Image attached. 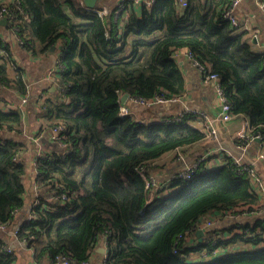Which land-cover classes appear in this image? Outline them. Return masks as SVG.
<instances>
[{"label":"trees","instance_id":"trees-1","mask_svg":"<svg viewBox=\"0 0 264 264\" xmlns=\"http://www.w3.org/2000/svg\"><path fill=\"white\" fill-rule=\"evenodd\" d=\"M19 1L23 13L15 26L22 46L34 44L27 30L43 51L61 45L57 96L40 108L49 118L47 129L58 121L65 125L60 135L67 149L37 156L36 179L48 198L53 189L52 198L42 194L32 208L37 217H27L17 232L19 239L28 238L35 260L64 254L81 264L106 238L104 264H264L261 217L230 238H224L233 230L229 224L209 228L210 234L223 233L214 244L179 238L217 210L260 204L250 174L238 172L226 156L219 167L201 169L191 179L176 175L168 185L159 182L151 197L150 164L168 151L205 140V134L190 123V114L171 123L143 122L133 110L121 114L124 92L143 99L184 96L185 78L172 54L187 48L219 75L232 113L245 115L252 133L264 135V53L255 52L246 33L236 32L224 16L232 0H156L149 7L128 2L120 12L118 5L111 6L105 15L80 0ZM0 46L6 51L0 54V100L5 101L1 87L25 96L26 79L1 38ZM23 113L0 103V132H21ZM22 148L15 139L0 137L3 224H10L25 204L28 171ZM60 193L68 198L62 200ZM8 246L0 237V264H15L16 252ZM218 246L226 252L200 258L204 249Z\"/></svg>","mask_w":264,"mask_h":264},{"label":"crops","instance_id":"crops-1","mask_svg":"<svg viewBox=\"0 0 264 264\" xmlns=\"http://www.w3.org/2000/svg\"><path fill=\"white\" fill-rule=\"evenodd\" d=\"M119 1L97 0L95 6L108 5L111 8V6H117ZM236 14L241 21L239 31L246 33V37L249 38V42L255 52L264 53V7L261 5V0H241ZM26 34L34 43L30 49L22 46L17 41L13 28L8 21L0 23V38L11 51L17 66L26 79L29 89L27 93H30L29 100L22 109L24 111L22 131L3 130L0 133V137L15 139L23 145L19 154L25 161L28 171L24 179L26 185L25 204L16 212L11 224L6 226L5 229L0 228V237L5 241L7 240L8 244L15 250L17 255L15 264H38L35 260L34 248L19 239L17 235H14L13 231L28 217L32 210V205L35 202L39 203V197L42 194L46 195V199H49L46 191L42 193L44 189L40 187L36 179V158L42 153L56 151L61 147L50 137V128L48 127L49 129H47L49 118L41 110L40 104L46 102L48 98L55 100L57 96V75L56 77H50L49 71L58 65L61 55V45L58 43L54 51L51 49L43 51L40 41L36 36L29 30L26 31ZM0 50L2 53L6 52L1 46ZM177 61L186 82V91L181 102H168L150 108L138 104L132 105L129 100L122 104L130 107L138 115V118H147L149 120H160L163 117L175 115L184 108H189L194 113L204 111L212 116H218L221 111V102L214 83L205 79L197 66L193 64L185 53H181V57ZM14 67L10 69L12 76L16 74V71L13 70ZM1 95L11 107L13 104H20L24 96L19 91L13 89V87H1ZM153 115L156 117H148ZM191 120L194 122L192 125L201 129L202 123L200 121L193 117ZM246 121L249 120L243 114L236 115L228 121H218L217 134L214 138L164 153L150 164L152 174L158 177L157 180L159 182H165L164 185H168L178 173L191 163L200 161L199 170L219 167L225 162L228 153H241L243 151L247 161L257 159V170L263 180L264 188V156L260 159L258 158L259 153H263L264 155V138L250 141L244 150L239 148L240 143L237 142L239 138L238 132L244 127ZM258 195L260 196V204L264 203V194L258 193ZM219 211L211 213L205 220L216 216ZM253 217H246L245 222L252 220ZM239 219L244 221L243 216ZM205 220L201 222H205ZM209 228L218 229L214 226ZM209 228L202 235H198L197 230L189 242H197L205 234L208 236L210 234ZM219 233L222 232L218 231L212 233V235ZM224 234L226 236L228 232L225 231ZM102 247L107 249L104 239L96 246L89 264H104L107 252L102 253ZM202 255L200 258H202Z\"/></svg>","mask_w":264,"mask_h":264},{"label":"built area","instance_id":"built-area-1","mask_svg":"<svg viewBox=\"0 0 264 264\" xmlns=\"http://www.w3.org/2000/svg\"><path fill=\"white\" fill-rule=\"evenodd\" d=\"M80 1L86 5L84 0H80ZM155 1L156 0H120L118 3V8H117L116 12H120L121 10H123L127 6L128 2H133L136 5L145 4L147 7H149V6H152ZM240 2H241V0H232L231 3L228 6H226V8L224 10V16L230 21L231 25L235 28L236 32H238L240 30V24H241V21L236 14L237 7L239 6ZM261 5L264 7V0H261ZM87 7L89 9L92 8L99 15H105L111 9L110 6H108V5H103L100 7H96V6H94V7L87 6ZM20 13H23V9L21 7V3L19 0H0V23L3 20V18H7V21L11 24V26H13V33L16 35L17 41L22 45L24 43V41H23L24 39L17 33V27L15 26L20 21V19L18 18ZM22 19L26 22L29 21V17L26 15ZM181 53L186 54V56L193 62V64L195 66H197V68L199 69V71L202 73V75L205 77V79L207 81L214 83L215 90H216L217 95H218L220 102H221L220 114L218 116H212V115H210L204 111H197L196 113H194L189 108H184L175 115L166 116V117L161 118L160 120L157 119L155 121H161V122H166V123L179 122V121L183 120V118L185 117L186 114H190V115H192L193 118H195L196 120H198L202 123L200 130H202L204 132L205 140L214 138L217 134V122L220 120L228 121L236 115L232 113L231 105L227 101V99L223 93V89H222L221 84H220L219 75L211 72L207 63H202L200 60H198L196 58V56L192 52L188 51V49H182V48L175 49L172 56L177 60L181 57ZM0 54H5V53H2V51L0 50ZM60 66H62V65L58 62V65L49 71L50 77H56V75H58L57 71H58ZM29 96H30V93L28 92L25 96H23L22 102L20 104H18V105L13 104L12 107L10 106L9 103H7L5 101L0 100V103L2 104V106L4 108L5 107L17 108V109L22 110L23 106L28 102ZM183 98H184V96H177V95L166 96L165 94H158L157 96H155L154 98H151V99H143V98H139V97H129V100L135 104L144 106L146 108H150V107H154L156 105H161V104L168 103V102L178 103V102H181L183 100ZM130 111H131L130 107H127L124 104L121 105V114L122 115L130 113ZM142 120H143V122L146 121V119H142ZM190 123L193 124L194 122L190 119ZM5 130H8V129H5ZM63 130H65V125L63 124V122L58 121L51 126V128L49 129V133H50L51 139L56 144H58L61 148L67 149L66 143L62 140V137L60 135ZM10 131H13V130H10ZM238 137L248 140L247 143H244V144L240 143L239 144V148L244 150L246 145L250 141H253L254 139H257V138L263 139L264 135L259 134V133L253 134L252 133V126H251L250 122L246 121L244 124V127L241 128V130L238 132ZM228 156L232 157V159L236 163V165L238 167V172H247L248 174H250V179H251V182L253 184V190L257 194L258 193L264 194L263 180L261 179L259 172L257 170V159L252 160V161H247L245 159L243 151L241 153L230 152V153H228ZM263 156H264L263 153H259L258 158L260 159ZM199 162L200 161H198L196 163H191L190 165H187L179 173V177L184 178L186 180L193 178L197 174V172L199 171ZM153 177L154 176H152L150 179L152 186L155 185V180H153ZM51 190L52 191L49 193L51 195V197H49V200H51L52 194H53V189H51ZM152 196H153V194L151 193V197ZM58 197H60L62 200H65L68 198V194L67 193H60V194H58ZM151 197H150V199H151ZM37 203L38 202H35L32 206H35ZM241 216H243L244 221L239 219ZM248 216L264 218V203H261V204L240 203V204L234 206L233 208L222 209L219 211V213L216 214V216H213V217L205 220V222H199V223L195 224L190 230L187 231V233L185 235L181 234L179 236V238H184V240L189 242L190 239L192 240V237L195 235V232L197 230L201 229V230H203V232H205V230L207 228H209L211 226H215L217 224L221 225V223H226V224H229L230 226L233 227V230L231 232L226 234V236L224 235V238H230L232 236V234H234L236 232H238V233L247 232L248 228L245 227V224L247 223V222H245V218ZM29 217L30 218H36L37 213L32 212V210H31L29 215H28V218ZM8 225L9 224L0 223V228L5 229L6 226H8ZM18 230H19V227L15 228V230L13 231V234L17 235ZM262 236L264 238V233L262 234ZM30 237L32 239L34 237V235H31ZM221 237H223L222 233H219L216 235L209 234L208 236H206V234H205L203 237L200 238V240H202L204 238L205 240L209 241L211 244H214ZM23 241L26 242L27 244H29L28 238L23 239ZM105 242H106V238H104V243ZM189 243H192V242H189ZM262 244H263V242H261V245ZM7 250L11 251L12 247L8 246ZM225 252H226V250H225L224 246L215 247L214 249H212L210 251H208L207 249H204L202 258L206 259V260H211V259H214L217 256H219ZM38 264H75V263L73 262V260L70 257H68L64 254H60V255L56 256L55 259H52V260L45 258L41 262H38ZM81 264H89V260L84 261Z\"/></svg>","mask_w":264,"mask_h":264},{"label":"water","instance_id":"water-1","mask_svg":"<svg viewBox=\"0 0 264 264\" xmlns=\"http://www.w3.org/2000/svg\"><path fill=\"white\" fill-rule=\"evenodd\" d=\"M84 1H85V3H86L87 6H89V7H94V6L96 5V1H97V0H84ZM1 22H2V23H6V22H7V18H3V20H2ZM55 47H56V46H52V47H51V50L54 51V50H55ZM129 97H130V94H129L128 92H124V93H122V94H121V102H122V103L127 102V101L129 100ZM129 102H130V104H132V105L135 104V103H133V102L130 101V100H129ZM202 233H203V230H201V229H199L198 232H197L198 235H202ZM101 252H102V253H106V252H107V249L102 247V248H101Z\"/></svg>","mask_w":264,"mask_h":264},{"label":"rangeland","instance_id":"rangeland-1","mask_svg":"<svg viewBox=\"0 0 264 264\" xmlns=\"http://www.w3.org/2000/svg\"><path fill=\"white\" fill-rule=\"evenodd\" d=\"M153 114V113H152ZM149 118H151V117H156L155 115H153V116H148ZM177 176L179 177V173L177 174ZM158 179V177H156V176H154L153 177V180H155V185H154V188H155V191H153L152 192V194L154 195L155 194V192H156V189L159 187V181L157 180Z\"/></svg>","mask_w":264,"mask_h":264}]
</instances>
